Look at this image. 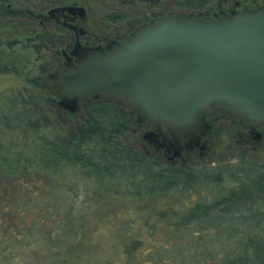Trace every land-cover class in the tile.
<instances>
[{
	"label": "trees",
	"instance_id": "16d2710c",
	"mask_svg": "<svg viewBox=\"0 0 264 264\" xmlns=\"http://www.w3.org/2000/svg\"><path fill=\"white\" fill-rule=\"evenodd\" d=\"M6 2L0 0V21L18 16ZM47 45L34 53L48 52ZM4 60L0 75L18 73L15 59L8 67ZM29 84L32 89L11 96L0 113V259L32 239L60 257L57 264H66L83 230L75 213L83 191L97 205L114 197L155 200L222 183L220 173L168 162L151 147L145 154L117 102L100 98L69 114L57 105L46 78L34 77ZM231 199L206 197L181 210L147 206L152 222L145 219L143 228L152 238L162 233L165 242H153L143 252L144 242L126 240L122 226L118 264H264V239L257 240L264 232V201L258 212L239 214L231 210ZM237 223L244 226V238L237 237Z\"/></svg>",
	"mask_w": 264,
	"mask_h": 264
},
{
	"label": "water",
	"instance_id": "95a60500",
	"mask_svg": "<svg viewBox=\"0 0 264 264\" xmlns=\"http://www.w3.org/2000/svg\"><path fill=\"white\" fill-rule=\"evenodd\" d=\"M48 79L67 113L112 99L146 125L143 140L169 162L193 150L202 156L205 118L216 110L248 130L264 128V11L164 16L105 48L76 43Z\"/></svg>",
	"mask_w": 264,
	"mask_h": 264
},
{
	"label": "rangeland",
	"instance_id": "374dc122",
	"mask_svg": "<svg viewBox=\"0 0 264 264\" xmlns=\"http://www.w3.org/2000/svg\"><path fill=\"white\" fill-rule=\"evenodd\" d=\"M61 1L64 0H7L6 4L19 8L30 15L38 16L44 8L48 11L52 2ZM25 22L26 17L0 21L2 42L12 41L8 36L13 32L14 34L22 33L21 28L24 27L23 23L25 24ZM25 46L6 47L1 45L0 59H5L3 65L8 67L9 60L15 59L18 73L0 75V113L11 96H15L25 89H32L29 84L31 79L42 76L49 81V74L61 68L60 52L53 49L36 55L33 48ZM125 111L136 131L133 141L140 145L139 148L145 154H151L153 149L149 148L143 140L144 134L149 129L137 126L139 124L134 115L127 109ZM207 123L211 128V133L205 139L207 151L202 156L198 151L185 152L180 159L174 162L209 171L214 175L220 173L222 183H212L203 189L197 188L180 193L171 192L166 197H157L155 200L114 197L97 205L91 203L87 198L88 193L83 191L75 208L76 215L82 220L83 230L80 233L79 241L74 243L73 254L68 258L66 264H103L105 261H110V264H118L120 259L117 252L120 246L118 233L122 231L120 229L122 226L127 229V232L123 233L126 240L139 239L144 242L143 252L150 250V245L153 242H165L162 233H156L157 235L152 238L143 228L145 219L152 222L147 206L161 209L169 206L175 210H181L185 205L192 208L197 203L204 201L206 197L218 200L229 194L232 196L229 201L231 209L233 208V211L239 212V214L247 213V210L252 208L253 202H256L264 194V139L253 150L251 145L236 142L238 138L235 136L234 123L226 119L225 116H214L212 121ZM161 156L167 160L163 154ZM245 169L248 171L242 172ZM129 225H132L133 228H128ZM235 225L238 230L237 237L244 238L247 235L244 226L240 223ZM258 236V241L263 240L264 232H259ZM220 240L226 241V236ZM28 243H18L14 249L10 250L6 260L0 259V264H57L54 260L60 257H57L56 254H47L46 248L37 245L32 239ZM230 248V246L226 247V250H230ZM208 264L216 263L209 262Z\"/></svg>",
	"mask_w": 264,
	"mask_h": 264
},
{
	"label": "flooded vegetation",
	"instance_id": "af4514ba",
	"mask_svg": "<svg viewBox=\"0 0 264 264\" xmlns=\"http://www.w3.org/2000/svg\"><path fill=\"white\" fill-rule=\"evenodd\" d=\"M11 8L16 9L18 19L26 17V22L21 28L22 33L9 34L12 41L2 42L0 39V45H26L34 50L49 42L47 50L60 52L62 69L65 58L70 57L76 43L90 48H105L111 41L126 40L138 27L164 16L206 19L233 13L254 14L264 11V0H64L52 2L48 11L44 8L38 16ZM214 116H225L234 123L238 144L251 145L255 150L264 139L263 127L248 130L237 117L218 110L206 116L205 120L210 122ZM263 201L264 194L247 212H258Z\"/></svg>",
	"mask_w": 264,
	"mask_h": 264
}]
</instances>
